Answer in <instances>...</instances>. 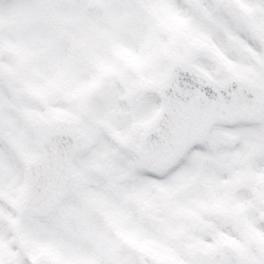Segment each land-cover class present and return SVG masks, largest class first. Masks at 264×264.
Wrapping results in <instances>:
<instances>
[{"label":"rangeland","instance_id":"1","mask_svg":"<svg viewBox=\"0 0 264 264\" xmlns=\"http://www.w3.org/2000/svg\"><path fill=\"white\" fill-rule=\"evenodd\" d=\"M100 1L105 11L93 16L72 0L13 7L22 17L3 38L36 46L41 29L43 47L32 52L44 68L17 79V91L32 85L41 104L23 94L24 110L19 97L5 103L0 87V264H264V10L251 13L245 0H209L210 14L201 0ZM180 8L187 20L177 18ZM1 18L14 21V12ZM180 60L220 82L248 79L263 114L214 126L173 169L156 172L139 149ZM62 129L79 136L76 182L60 205L32 211L25 163L40 153L38 138Z\"/></svg>","mask_w":264,"mask_h":264},{"label":"water","instance_id":"2","mask_svg":"<svg viewBox=\"0 0 264 264\" xmlns=\"http://www.w3.org/2000/svg\"><path fill=\"white\" fill-rule=\"evenodd\" d=\"M95 10L101 13L102 4L91 0L88 13ZM160 93L162 114L152 123L140 156L145 163L165 169L205 138L214 124L256 118L262 109L255 88L245 79L233 78L221 84L185 62L172 68ZM72 151L73 140L65 133L45 141L44 157L28 166L27 206L48 209L67 196L74 180Z\"/></svg>","mask_w":264,"mask_h":264},{"label":"flooded vegetation","instance_id":"3","mask_svg":"<svg viewBox=\"0 0 264 264\" xmlns=\"http://www.w3.org/2000/svg\"><path fill=\"white\" fill-rule=\"evenodd\" d=\"M0 20L3 21V23H8V26L14 24L13 21L7 22L4 18H0ZM1 27L0 24V36H3L4 32L1 31ZM4 27L5 29L7 28L6 24H4ZM15 47L16 44L14 40L3 39V42H0V87L6 90V94L10 101L13 102L16 97H19V103L22 104V108L24 109L21 95L23 94V97H25L27 91L26 89H22L20 92L17 91V79L25 73L24 66L31 63H29L26 56L19 54ZM41 62L42 61H40L39 64ZM1 90L2 89H0V92ZM45 128H47V126ZM40 131L43 130L41 129Z\"/></svg>","mask_w":264,"mask_h":264},{"label":"bare ground","instance_id":"4","mask_svg":"<svg viewBox=\"0 0 264 264\" xmlns=\"http://www.w3.org/2000/svg\"><path fill=\"white\" fill-rule=\"evenodd\" d=\"M204 4H203V7L202 8L206 13L210 14L209 11H210V8L208 6V2H210L209 0H201ZM243 5L246 7V10H249L250 12L251 11H256L257 10H260V9H263L264 10V1L262 0H245L243 2ZM260 7V8H259ZM263 12V11H261ZM252 13V12H251ZM183 14V10L180 8V10L178 11V16L177 18L179 19V21H181V18L182 20L184 19H188L187 17L186 18H183L182 15ZM230 31H228V33L233 36V37H237L238 40L240 41V43L244 46H246L247 48H249L251 51H253L254 53H257L258 51L256 50V46L249 42L245 36L241 35V33H234V32H231L233 29L232 28H229ZM216 47L221 51L223 52L224 54H227V49L225 48L224 46V43L223 42H217L216 43ZM245 148V145H240L238 146L237 150L235 151L237 153V155H241L243 150ZM152 170L156 171V172H164L163 170L161 169H156V168H153ZM220 182H224L225 183V178H221L220 179ZM152 183H149V184H144V186L142 187L143 190L145 191V193H149L150 189L152 188Z\"/></svg>","mask_w":264,"mask_h":264}]
</instances>
